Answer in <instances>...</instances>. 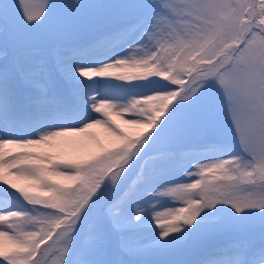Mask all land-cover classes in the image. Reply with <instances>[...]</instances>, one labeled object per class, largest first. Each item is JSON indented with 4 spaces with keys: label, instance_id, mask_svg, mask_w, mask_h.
<instances>
[{
    "label": "snow or ice",
    "instance_id": "1",
    "mask_svg": "<svg viewBox=\"0 0 264 264\" xmlns=\"http://www.w3.org/2000/svg\"><path fill=\"white\" fill-rule=\"evenodd\" d=\"M0 264H264V0H0Z\"/></svg>",
    "mask_w": 264,
    "mask_h": 264
},
{
    "label": "rangeland",
    "instance_id": "2",
    "mask_svg": "<svg viewBox=\"0 0 264 264\" xmlns=\"http://www.w3.org/2000/svg\"><path fill=\"white\" fill-rule=\"evenodd\" d=\"M117 123H120L122 128H127V126L122 124V122L119 120V118H117ZM97 131H101V130L98 129Z\"/></svg>",
    "mask_w": 264,
    "mask_h": 264
}]
</instances>
